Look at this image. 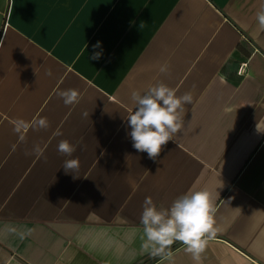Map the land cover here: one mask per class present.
Listing matches in <instances>:
<instances>
[{"label": "crops", "instance_id": "crops-1", "mask_svg": "<svg viewBox=\"0 0 264 264\" xmlns=\"http://www.w3.org/2000/svg\"><path fill=\"white\" fill-rule=\"evenodd\" d=\"M262 4L0 0V264H196L180 242L170 261L141 254L140 215L146 197L167 208L201 189L217 232L200 264H264ZM159 82L192 103L153 161L126 118L131 93ZM67 89L79 103L64 104ZM62 139L72 157L57 153ZM72 158L75 179L62 168ZM12 226L33 231L20 240Z\"/></svg>", "mask_w": 264, "mask_h": 264}, {"label": "clouds", "instance_id": "clouds-1", "mask_svg": "<svg viewBox=\"0 0 264 264\" xmlns=\"http://www.w3.org/2000/svg\"><path fill=\"white\" fill-rule=\"evenodd\" d=\"M258 27L264 31V4L256 13ZM144 22L140 23V28ZM101 43L93 45L100 48ZM102 52H94L90 59L99 60ZM166 72V67L161 68ZM177 90L163 82L150 86L141 94L140 91L131 93V100L135 108L126 118L131 131L133 148L138 152H146L149 159L156 161L163 148L169 141H174V136L183 128L184 106L192 103L191 93L178 96ZM58 95L66 106L79 103L78 90L67 89L60 91ZM87 116L88 114L85 113ZM33 126L46 129L49 125L46 119L41 118L33 122ZM25 127L24 121H17L15 131L20 132ZM257 130H260L257 125ZM59 134V133H58ZM76 146L66 139L59 141L57 153L64 157H72ZM33 153L42 155L37 147ZM28 154V153H26ZM79 159H65L62 168L66 174H72L77 178ZM213 196L207 189L189 190L178 196L170 207H157L151 197H146L142 204L140 224L143 226L141 239V254H148L152 258L171 260V248L176 242L184 245V250L189 253L196 264H200L201 254L205 251L209 239L216 235V221L214 219ZM15 233L20 240L31 235L33 229L26 226L8 229Z\"/></svg>", "mask_w": 264, "mask_h": 264}]
</instances>
